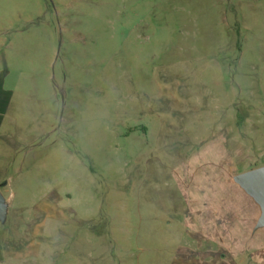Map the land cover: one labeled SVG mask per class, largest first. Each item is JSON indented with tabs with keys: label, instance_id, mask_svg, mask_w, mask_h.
Listing matches in <instances>:
<instances>
[{
	"label": "rangeland",
	"instance_id": "1",
	"mask_svg": "<svg viewBox=\"0 0 264 264\" xmlns=\"http://www.w3.org/2000/svg\"><path fill=\"white\" fill-rule=\"evenodd\" d=\"M262 166L264 0H0V264L255 250Z\"/></svg>",
	"mask_w": 264,
	"mask_h": 264
},
{
	"label": "water",
	"instance_id": "2",
	"mask_svg": "<svg viewBox=\"0 0 264 264\" xmlns=\"http://www.w3.org/2000/svg\"><path fill=\"white\" fill-rule=\"evenodd\" d=\"M235 182L256 202L261 209L255 230L264 228V166L241 173ZM8 215V204L0 190V222L4 223Z\"/></svg>",
	"mask_w": 264,
	"mask_h": 264
},
{
	"label": "crops",
	"instance_id": "3",
	"mask_svg": "<svg viewBox=\"0 0 264 264\" xmlns=\"http://www.w3.org/2000/svg\"><path fill=\"white\" fill-rule=\"evenodd\" d=\"M258 247L240 253L208 251V264H264V238Z\"/></svg>",
	"mask_w": 264,
	"mask_h": 264
},
{
	"label": "trees",
	"instance_id": "4",
	"mask_svg": "<svg viewBox=\"0 0 264 264\" xmlns=\"http://www.w3.org/2000/svg\"><path fill=\"white\" fill-rule=\"evenodd\" d=\"M1 186H3V184Z\"/></svg>",
	"mask_w": 264,
	"mask_h": 264
}]
</instances>
